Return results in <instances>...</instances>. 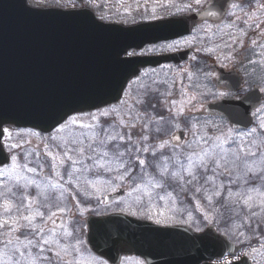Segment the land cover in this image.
I'll list each match as a JSON object with an SVG mask.
<instances>
[{
    "label": "water",
    "instance_id": "95a60500",
    "mask_svg": "<svg viewBox=\"0 0 264 264\" xmlns=\"http://www.w3.org/2000/svg\"><path fill=\"white\" fill-rule=\"evenodd\" d=\"M231 1L209 0L189 15L124 26L101 22L85 7L36 8L26 0H0V131L5 123L48 131L77 111L117 103L140 68L170 60L179 63L189 54L126 58L127 50L188 35L195 23L205 19L220 20ZM218 84L235 89L239 79L235 72L227 73ZM260 98L256 88L235 103H209L205 112L227 117L235 129H247ZM183 138L177 131L172 142ZM119 195L121 191L107 198ZM88 225V244L99 255H112L116 245L121 252L148 255L154 264H163L161 259L177 250L169 248L170 243L187 236L176 235L187 231L179 226L163 228L120 214L92 218ZM196 242L213 245L215 254L223 251L224 244L216 237Z\"/></svg>",
    "mask_w": 264,
    "mask_h": 264
},
{
    "label": "rangeland",
    "instance_id": "374dc122",
    "mask_svg": "<svg viewBox=\"0 0 264 264\" xmlns=\"http://www.w3.org/2000/svg\"><path fill=\"white\" fill-rule=\"evenodd\" d=\"M205 1L82 0V3H80L77 0H27L28 4L35 7L51 6L59 9H71L85 6L94 11L101 21L122 24H135L136 22H147L157 18H168L169 16L189 13L199 9ZM231 5L226 17L220 22H202L200 25L194 26L192 33L187 37L148 44V46L137 50V52L131 51L130 55H148L192 48L195 54L181 68L175 67L173 64H167L156 69L143 70L137 79L130 82L124 93V98L118 106L109 107L104 111L101 110L102 112L100 111L99 115L90 113L87 120L81 121L84 125L102 126L109 131V134L120 133L125 137L123 141L117 139L112 142L111 148L98 149L99 152L107 150L109 156L107 161H97V163L103 162L112 170L104 171L100 169L99 175L96 176L106 175L111 177L114 174L111 177L114 181L112 188L124 182L119 178V173L124 172V170L118 167L119 162L115 160L114 152H124V161L130 158L135 160L137 156L143 159L142 157L146 155L145 159L152 162V152L145 153L142 151L143 147L147 146L149 149H156V160H160L161 157L166 158L164 156L167 152L166 148L155 147V143L161 144V142L158 137L152 136L155 132H166L167 129L164 128V125L156 126L157 123L162 121L169 122V125L173 127L183 119L194 120L192 124L196 125L192 127V130L195 128L193 134H191L192 138H190L188 144L186 143L187 145L184 144L181 147L187 150H192V147L190 149L188 145L195 141L197 137H203L204 133H207L208 137L221 135L226 137L231 134L233 140H230L225 147L231 150L242 144L245 152L257 153L256 157L249 158V166L253 170L258 166L259 158L264 156V94L262 104L255 109V124L247 132L233 131L224 118H213L198 113L207 102L205 99L214 100L232 97L233 93L216 85L215 78L218 77L221 69H238L242 79H244V89L257 85L264 93V0H239ZM183 76L186 79H182ZM112 109H116V111L113 112ZM181 110H183L182 113ZM154 111L159 115H164V117L161 118L155 115ZM104 112H110L111 114L104 116ZM153 116H155V120L152 122H157L154 123L155 125H151ZM121 120L127 126H130V124L134 126L128 129L119 123ZM77 124L79 125L80 122L77 121ZM114 124L117 125V128L114 127ZM154 127H159V129H152ZM68 128L70 127L66 126L60 130L66 133ZM196 129L199 130L198 133L195 132ZM86 130L89 131V129ZM128 136L131 137L130 141L127 139ZM145 136L149 138L147 140L149 142L143 139ZM200 144L204 147L202 142ZM117 145H119L118 148ZM137 148L141 151L137 152ZM61 151L63 154V149ZM200 151L201 149H195L193 153L198 154ZM241 155H244V153H241ZM137 169L136 176L141 171L138 161ZM147 171L154 173L155 168L150 166ZM201 172L203 173L202 169ZM208 175H212V173L209 172ZM233 175H236L235 171ZM221 181L227 187V177L215 178L217 185ZM138 182L140 183V180ZM202 184H204L203 179H200L199 183L193 184H184L182 181H169L164 188L153 190L154 194L151 202H149L147 196H144L142 190L139 191V194L137 193L138 195L136 194L134 203L143 209L156 211V218L159 221H166L175 218L177 211H180V209H185L187 205L184 199L187 192L186 187L190 186L189 188L192 189L189 192H191L190 195L193 194V198H205V192L196 191V188ZM129 185L132 186L130 182H128ZM207 194L210 195L211 192ZM159 196H164L165 199L161 200ZM227 196V191H224V199L214 197L210 202L205 198L208 203L210 202L211 212H217L218 215L221 214V217L228 219L225 220L226 227H229L231 232L237 231L235 236L238 238H242L241 233L244 236L248 234L247 232H255V228L263 224L261 222L264 220V209L258 207L248 209L242 205L232 207L224 202ZM137 197H142V199L137 201ZM188 198L187 196L186 200ZM252 211L257 212L258 215L252 217ZM262 258H264V254Z\"/></svg>",
    "mask_w": 264,
    "mask_h": 264
},
{
    "label": "flooded vegetation",
    "instance_id": "af4514ba",
    "mask_svg": "<svg viewBox=\"0 0 264 264\" xmlns=\"http://www.w3.org/2000/svg\"><path fill=\"white\" fill-rule=\"evenodd\" d=\"M195 53V51H193ZM193 53V54H194ZM191 57V56H190ZM150 68V67H149ZM148 68V69H149ZM153 69V68H151ZM243 85V82H242ZM242 87V86H241ZM240 90V89H239ZM241 94L235 92L232 94V97H238ZM93 113V112H92ZM90 112L87 113H76L67 118L66 122L62 125L56 127L53 131L50 132H41L36 129L30 128H17L16 126H11L10 124H4L1 128L0 135V153L2 154V160L0 161V169L5 171V175L0 176V193L5 192V185L11 187L16 183L15 176L17 174L22 177H28L32 180H35L37 184H40L41 187L37 188L36 184L30 185L27 189H19L17 195L24 194L29 200L32 198H38V193H51L52 201L50 208H40L38 209L37 205L31 206L30 212H23V214H32L34 216L33 223L38 227H45L46 232L48 229L56 228V235L53 237L51 232H47V238L53 240V243L46 247H51V252H45L44 255L51 256L53 264H61L60 260L55 258V253L60 251L57 247L55 240H59L61 245H71L68 255L64 257V264H147V260L138 255H132L129 253H116L111 258H103L95 254L90 246L87 244V235L86 233L89 230L88 220L92 217L102 216L113 214L115 212H127L126 208L130 206L131 201H129V188L128 182L131 180L129 177L122 179L124 182L120 185H117L115 189H112L113 179L106 175L96 176L94 173L89 172L85 173L81 171L82 165L87 166L89 163L84 158L72 154L73 160L78 161L75 165H72L71 162H67L68 166H61L60 160L63 159L62 149L58 147L64 141L70 142L72 139L83 138L81 137V132H87L86 129H81L82 120H87ZM76 120L80 122L78 125H73L71 120ZM194 120H183L179 124L174 125L175 127L172 131L167 133V135H162L160 137V142H168V146L172 151H179L180 153L185 154V150L181 147L184 144L190 142L192 138L193 129L192 127L196 124H192ZM69 126L70 128L66 129V133L60 129L62 127ZM134 126V125H132ZM172 127V126H171ZM172 127V128H173ZM171 128V129H172ZM135 129V128H134ZM183 130L186 137L184 141L178 145H172L169 142V139L173 131ZM196 133L199 130H195ZM65 134V135H64ZM55 138V139H53ZM88 140H85V145H87ZM186 144V145H187ZM12 145H18V147H12ZM192 153L195 149H202L203 146L200 142H197V139L191 143ZM189 150H187L188 152ZM36 153H39L37 157ZM47 153H51V156H48ZM91 153H86L85 155H90ZM13 157L16 158L13 161ZM58 165L57 171L63 176L61 180L60 177L53 174L51 170V164L53 159ZM37 159L44 164V172L41 173L39 167L37 166ZM16 164V168L13 170V164ZM27 164L29 167L37 168V171L34 173H27L26 170L22 167ZM70 168H75L77 171L73 174L71 182H69L68 171ZM122 174L119 175L122 176ZM47 177V179H46ZM76 177H79L77 181ZM23 183V181H21ZM50 184H60L61 187L52 189L45 188L44 185ZM125 193L123 196L116 198L112 201H106L105 196L110 194L117 189L122 188ZM59 197V200H57ZM6 200H11L13 208L9 209V214L5 212V202ZM28 200L25 201V204H28ZM18 201L11 197H0V220H8L10 227H15L11 224V219L16 218L15 205ZM135 204L133 205V208ZM64 209L60 211L59 209ZM36 210L44 212L43 217L35 216L34 213ZM133 210H130L131 214ZM55 213V216H52V213ZM151 210V212L146 211L142 207L136 206L133 217H137L141 220H149L154 223H157L156 214ZM128 213V212H127ZM129 214V215H131ZM191 214V215H190ZM51 217V218H50ZM55 219L56 224L52 223V220ZM226 218H223L218 215L216 212H211L209 203L205 198H197L194 200H189L188 208L183 214L178 213L175 218V222L167 223L168 225H184L190 227L196 233H204L206 231H215L218 234H222L230 242H233L238 246L237 251L227 249L226 252H221L219 254H214L207 245L201 247L199 251L198 247L188 246L193 241L189 240L183 242V245L186 247L184 251L179 255V257H168L162 258L164 264H234L237 261L242 260L241 264H264V223L259 227L255 228L256 231L246 235H242V238H238L235 235L237 231H230L229 227H226L225 224ZM21 223H26L21 221ZM63 225L69 232L72 233L69 237H64L61 233L63 229L59 225ZM163 224V225H167ZM241 231V230H240ZM0 249H4L5 243L7 240H13V243L16 242V236L19 235L21 241L25 240V235L23 233H10L8 228H0ZM27 239H32L29 235ZM77 241L79 243H77ZM78 249V250H77ZM256 249L255 252L252 250ZM35 251V250H33ZM118 251V248L116 249ZM208 251V252H207ZM262 254V255H261ZM63 256V253L61 252ZM12 256V246H8V251L0 256V260L4 264H8L9 257ZM15 258H18L15 257ZM202 258V260H200Z\"/></svg>",
    "mask_w": 264,
    "mask_h": 264
},
{
    "label": "snow or ice",
    "instance_id": "6c2138e0",
    "mask_svg": "<svg viewBox=\"0 0 264 264\" xmlns=\"http://www.w3.org/2000/svg\"><path fill=\"white\" fill-rule=\"evenodd\" d=\"M116 111V109H112ZM183 110H181L182 113ZM110 112H104V116H109ZM73 125H76V120H71ZM123 126H127L123 120L119 122ZM81 129H89L88 132H81V137L72 139L70 142L64 141L58 145V147L63 148V159L60 160L61 166H68L67 162H71L72 165H75L78 161L73 160L72 154L78 155L84 158L86 161L91 162L87 166L82 165L81 171L85 173L92 172L95 175H99V170L103 169L104 171H111L112 169L107 167L105 163H97V161H107L109 152L107 150L99 152L98 149L104 148L108 149L112 147V142H115L117 139L123 141L125 137L120 133L109 134L107 129H104L102 126L97 127L94 125H79ZM115 127V126H114ZM55 139V138H53ZM127 139L130 141L131 137L128 136ZM145 141L149 138L147 136L143 137ZM85 140H88L87 145H85ZM230 140H233L231 134L224 137L213 136L208 137L207 133H204L203 137H197V142H202L204 147L201 149L200 153H189L185 155L180 153L179 155L173 154L166 158L161 157L160 160H156V149H149V147H143L142 151L147 153L149 151L153 154V161L149 162L146 159H140L139 156L133 159L123 160L125 153L124 152H114L113 156L118 163V167L124 170L120 179L129 177L132 181L133 187L132 191H142L144 196H147L149 202H151L152 196L154 194L153 190L164 188L169 181H182L184 184H193L199 183L200 179L204 180V184L196 188L197 192H205V198L210 202L214 197L224 199L223 192L227 191V199L224 201L225 204L235 207L236 205H242L248 209H253L258 207L264 209V156H261L258 160V166L253 170L249 166V158L256 157L257 153L245 152L244 146L241 144L238 148H226L225 145L228 144ZM12 147H18V145H12ZM119 145H117V148ZM165 143L161 142L159 148H165ZM192 145L189 144L188 148L191 149ZM130 151V150H129ZM141 149L137 148V152ZM86 153H91L90 155H85ZM244 153V155H241ZM39 157V153H36ZM48 156H51V153H47ZM16 158L13 157V161ZM123 161V162H120ZM138 161V164L141 167V171L138 176L130 175L133 172V165ZM37 166L39 167L41 173L44 172V164L37 159ZM154 167L155 172L149 173L147 171L148 167ZM14 163L12 168H16ZM27 173H34L37 171V168L29 167L27 164L22 166ZM58 165L53 159L51 164V170L54 175L63 179V176L57 171ZM201 169L203 173H201ZM77 170L75 168H70L68 171L69 182L73 174ZM234 171L236 175H233ZM211 172L212 175H208ZM5 175V171L0 169V176ZM187 177V178H186ZM217 177H227L228 185L227 187L221 181L219 185L216 184L215 178ZM145 178L146 182H145ZM47 179V177H46ZM79 181V177H76ZM140 180V183H137V180ZM16 183L11 187L5 185L6 191L0 193V197H11L18 201L15 205L16 218L11 219V224L15 227L9 226L8 220H0V228H8L10 233H23L25 235V240L21 241L19 235L16 236V242L13 243V240L9 239L5 243L4 249H0V256H3L8 251V246H12V256L9 257L8 264H53L51 256L44 255L45 252H51V247L49 246L53 243V240L47 238V232H51L53 237L56 235V228L48 229L46 232L45 227H38L33 223L34 216L32 214H23V212H30L32 205H37L38 209L40 208H50L52 201L51 193H38V198H29L24 195H17L19 189H27L28 186L36 184L37 188H40L41 185L37 184L35 180H32L28 177H22L17 174L15 176ZM23 181V183H21ZM210 185V187H209ZM45 188L56 189L61 187L60 184H50L47 183L44 185ZM235 189V190H233ZM211 192V194H207ZM171 195V194H169ZM142 197H137V201H140ZM159 199L164 200V196H159ZM28 200V204H25V201ZM59 200V197H57ZM174 202V201H173ZM14 206L11 203V200H6L5 202V212H8L9 209H12ZM63 211L64 209H59ZM35 216L43 217L44 212L36 210L34 213ZM191 215V214H190ZM258 213L255 211L251 212V216L255 217ZM52 216H55V213H52ZM51 218V217H50ZM25 221L26 223H21ZM159 223V221H157ZM53 224H56L55 219L52 220ZM64 237H69L72 235L64 226L59 225ZM3 234V233H0ZM31 236L32 239H27V236ZM243 235V233H241ZM57 247L60 251L55 253V258L61 261V264H64V257L68 255L71 245H61L59 240H55ZM77 243H79L77 241ZM35 250V251H33ZM78 250V249H77ZM253 252L256 249L252 250ZM63 253V256L61 255ZM18 258H15L17 257ZM0 264H4L0 260ZM71 264V262H69ZM78 264V262H77Z\"/></svg>",
    "mask_w": 264,
    "mask_h": 264
}]
</instances>
